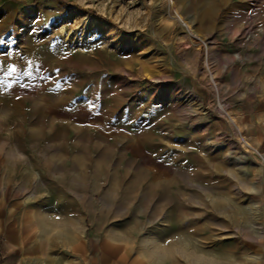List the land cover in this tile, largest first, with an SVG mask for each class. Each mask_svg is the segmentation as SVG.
I'll list each match as a JSON object with an SVG mask.
<instances>
[{
    "label": "rangeland",
    "instance_id": "rangeland-1",
    "mask_svg": "<svg viewBox=\"0 0 264 264\" xmlns=\"http://www.w3.org/2000/svg\"><path fill=\"white\" fill-rule=\"evenodd\" d=\"M210 2L0 0L1 75L23 78L0 98L49 101L65 132L60 177L52 150L30 152L55 165L33 182L3 169L0 264H250L264 242V0ZM180 86L208 124L178 113L160 149L169 128L142 102Z\"/></svg>",
    "mask_w": 264,
    "mask_h": 264
},
{
    "label": "crops",
    "instance_id": "crops-1",
    "mask_svg": "<svg viewBox=\"0 0 264 264\" xmlns=\"http://www.w3.org/2000/svg\"><path fill=\"white\" fill-rule=\"evenodd\" d=\"M209 4L212 7H217L219 5H224V2L223 0L221 2L220 0H211ZM18 71L20 72V70ZM2 72L4 75H1L0 71V92L9 90L13 82H18L20 79L23 80V78H15V75H13V77L10 76L8 73L9 70L6 68ZM176 88L179 87L176 86ZM183 88V86H180V89H176L177 91H174L175 89L169 92L160 91V96L155 97V95H153L151 98L145 99L142 102V104L145 105L147 102L151 103L153 101L151 110L153 112V119L157 121V126H161V122H164V125L169 128L168 134L165 135V144H157L160 149L163 148L166 150L169 149L167 145H171L170 147H172V145L176 144L175 142L178 140L179 134L172 132V129L177 125L176 119L178 113L194 112L193 116L195 117H192V122H198V125L201 126L208 124L203 116L207 114V111H205L206 101L200 96L197 89H193L190 92V96L192 97L191 101L187 103L180 101L184 97L182 96L184 91ZM185 93L187 94L188 91ZM179 94L181 95L179 96ZM34 105L33 101L26 102L24 99L18 97L9 98L7 100H2L0 98V183L3 180V169L7 165L15 168V173H17L18 178L17 181L24 184L36 180V176L33 174L34 172L39 171L44 173L45 169L51 170L50 167L52 168L55 166L54 164H50L49 161H47L48 159L39 165L31 157V151H56L58 157L57 177H60V171L64 170V142L62 139L60 140V136H65L64 121L63 119H56L49 115L50 110H54V108L50 107L49 101H41L40 107H34ZM34 108H40L42 113L37 116L33 115L29 117L27 114L28 110L33 111ZM190 116L189 118H191ZM129 136H132L133 140L137 137L133 133H130ZM137 141H141L140 136H138ZM14 147L18 155L15 160H10L7 157V152L6 157L3 152H9V149H14ZM21 152L24 156L20 155ZM40 155L41 157L45 156L43 154ZM0 241V250H2L4 249V245L1 238ZM130 251L131 249L127 248L125 250V255H128ZM108 252L113 256V250L110 249ZM103 258L106 259V257ZM249 259L250 264H264V242L261 244L259 252L251 254Z\"/></svg>",
    "mask_w": 264,
    "mask_h": 264
},
{
    "label": "bare ground",
    "instance_id": "bare-ground-1",
    "mask_svg": "<svg viewBox=\"0 0 264 264\" xmlns=\"http://www.w3.org/2000/svg\"><path fill=\"white\" fill-rule=\"evenodd\" d=\"M186 31H188V33L187 34H185L184 35V37H186V38H188V37H190V38H192L191 36H193L194 34H193V31H192V29H191V27L187 24V26H186ZM180 39H182V38H180ZM230 122L232 123V125H234V126H236L237 128H238V126H237V122H236V119L234 118V117H230ZM239 129V128H238ZM240 131V130H239ZM238 131V132H239ZM244 139V138H243ZM244 142L247 144V145H250L249 144V142L245 139L244 140ZM156 251V250H155ZM157 254V253H156ZM159 254V253H158ZM159 255H161V253L159 254Z\"/></svg>",
    "mask_w": 264,
    "mask_h": 264
},
{
    "label": "trees",
    "instance_id": "trees-1",
    "mask_svg": "<svg viewBox=\"0 0 264 264\" xmlns=\"http://www.w3.org/2000/svg\"><path fill=\"white\" fill-rule=\"evenodd\" d=\"M0 243H1V241H0Z\"/></svg>",
    "mask_w": 264,
    "mask_h": 264
}]
</instances>
